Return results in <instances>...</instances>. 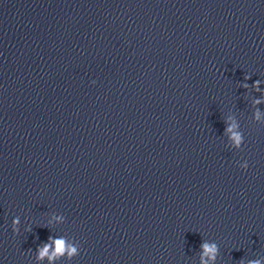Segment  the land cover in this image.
I'll use <instances>...</instances> for the list:
<instances>
[{"label":"clouds","instance_id":"9594fccd","mask_svg":"<svg viewBox=\"0 0 264 264\" xmlns=\"http://www.w3.org/2000/svg\"><path fill=\"white\" fill-rule=\"evenodd\" d=\"M251 79L250 76H244V83H241V87L245 90H250L249 92L260 93L259 98L252 99V106L254 111L252 113V118L255 121H260L261 112L258 107L264 104V89L260 87L262 81L256 80L253 84L249 85L246 81ZM95 83V81H93ZM224 123L226 125L224 134H230L228 139L231 141V148L239 150L244 144V134L240 129L239 121L236 116L229 112L225 118ZM241 169L247 170L248 162L244 161L239 163ZM52 217H54L58 222H65V217L62 214H51L47 221L48 226H53ZM20 217L16 216L13 218L11 223V229L14 235H18L20 231ZM30 231V229H25ZM80 254V246L73 240L70 242L69 238L66 236L53 237L49 236L46 243H43L36 249L35 260L37 264H43L45 260L48 264H56L57 261L61 259L72 260L74 257ZM220 255V249L216 242L203 240L200 244L199 250V264H216V260ZM247 264H264V257L257 259H249Z\"/></svg>","mask_w":264,"mask_h":264}]
</instances>
